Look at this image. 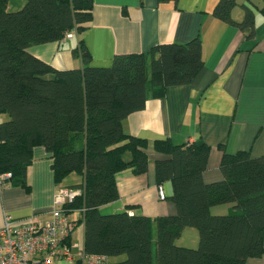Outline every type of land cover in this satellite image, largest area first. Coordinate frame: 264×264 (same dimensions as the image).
Returning a JSON list of instances; mask_svg holds the SVG:
<instances>
[{"label": "trees", "instance_id": "trees-1", "mask_svg": "<svg viewBox=\"0 0 264 264\" xmlns=\"http://www.w3.org/2000/svg\"><path fill=\"white\" fill-rule=\"evenodd\" d=\"M7 3L0 0V114L8 117L0 122V176L11 175L5 185L28 187L33 148L44 146L57 183L72 173L82 177L64 186L79 192L64 210L83 212L84 249L104 255L106 264H251L264 254V155L230 154L221 145L223 178L208 183L209 145L156 140V150L167 156L156 162V179L172 183L176 213L151 218L101 211L119 198L120 171H148L147 142L127 133L124 119L169 86L193 81L204 63L200 37L115 54L104 66L92 63L80 40L72 53L81 66L58 69L30 47L59 42L67 31L81 33L93 17V0H26L17 10ZM237 4L220 0L213 14L254 36V11L243 4L238 22L232 17ZM222 205H230L229 212L213 211ZM187 227L198 229L197 247L177 244Z\"/></svg>", "mask_w": 264, "mask_h": 264}, {"label": "crops", "instance_id": "crops-1", "mask_svg": "<svg viewBox=\"0 0 264 264\" xmlns=\"http://www.w3.org/2000/svg\"><path fill=\"white\" fill-rule=\"evenodd\" d=\"M220 0H93V17L81 33L74 32L59 42L36 44L29 51L58 69L81 66L72 51L82 40L92 54V63L109 65L115 54L148 52L163 43H187L200 37L203 66L190 84L169 86L162 97H151L144 109L123 121L124 130L146 140L148 171L135 174L131 168L117 174L119 198L101 207L107 213L128 210L154 218L175 214L170 181L163 183L166 200L159 197L156 162L167 156L155 141L170 139L175 144L203 141L210 146L206 182L223 178L220 163L225 151H248L264 155V0H237L234 20L245 17L243 4L255 13V34L213 14ZM26 0H8V10H17ZM8 117L0 114V122ZM52 153L44 146L33 148L28 168V187L7 184L0 189V229L7 216L18 223L36 218L45 222L55 207L59 189L82 182L76 173L57 183ZM230 205L215 207L227 213ZM79 209L71 212L74 219ZM85 227L80 223L72 242L84 247ZM177 244L197 247L199 232L187 227ZM118 259V258H117ZM264 264V254L250 260ZM51 264H79L53 260Z\"/></svg>", "mask_w": 264, "mask_h": 264}, {"label": "built area", "instance_id": "built-area-1", "mask_svg": "<svg viewBox=\"0 0 264 264\" xmlns=\"http://www.w3.org/2000/svg\"><path fill=\"white\" fill-rule=\"evenodd\" d=\"M73 35V31L66 32V37ZM10 176H0L1 187ZM158 191L160 199L164 200L166 193L163 185H159ZM78 193L69 187H61L55 207L45 222L32 217L18 223L7 216L0 229V264H51L53 260L106 264L104 255L89 254L84 247L72 242V235L83 218V212L80 211V217L74 219L63 205L72 202Z\"/></svg>", "mask_w": 264, "mask_h": 264}, {"label": "rangeland", "instance_id": "rangeland-1", "mask_svg": "<svg viewBox=\"0 0 264 264\" xmlns=\"http://www.w3.org/2000/svg\"><path fill=\"white\" fill-rule=\"evenodd\" d=\"M103 213H107V211H103Z\"/></svg>", "mask_w": 264, "mask_h": 264}]
</instances>
